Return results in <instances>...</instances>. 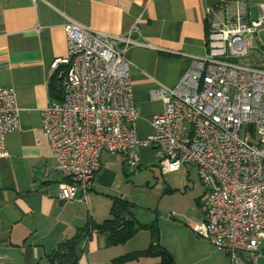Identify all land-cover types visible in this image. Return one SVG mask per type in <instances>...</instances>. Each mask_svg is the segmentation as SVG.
<instances>
[{
  "label": "built area",
  "instance_id": "1",
  "mask_svg": "<svg viewBox=\"0 0 264 264\" xmlns=\"http://www.w3.org/2000/svg\"><path fill=\"white\" fill-rule=\"evenodd\" d=\"M205 22V54L191 57L174 86L150 90L163 110L139 138L125 52L149 44L131 38L135 24L113 34L67 18V53L51 66L61 100L42 108L40 128L64 200L86 201L103 152L122 155L130 171L139 166V147L153 151L162 174L195 167L203 193L193 233L230 264H257L264 255V0L255 18L247 0L208 5ZM19 110L15 91L0 85V157L8 155L5 137L18 128Z\"/></svg>",
  "mask_w": 264,
  "mask_h": 264
},
{
  "label": "crops",
  "instance_id": "2",
  "mask_svg": "<svg viewBox=\"0 0 264 264\" xmlns=\"http://www.w3.org/2000/svg\"><path fill=\"white\" fill-rule=\"evenodd\" d=\"M220 1L223 0H0V85L15 91L20 109L18 128L5 137L8 155L0 157V264H49L47 257L79 232L82 236L74 247L75 264H115L122 255L154 243L148 229H138L118 244L109 242L107 231L92 230L110 218L114 199L132 203L120 189V177L127 176L120 154H101L100 167L85 202L59 197L58 182L62 178L55 170L40 118L50 100L52 63L67 53L63 30L66 19L113 34H125L135 24L131 38L149 44L131 45L125 52L131 64L133 101L140 113L136 134L144 138L152 132V116L163 110V102L152 99L150 90L159 85L174 86L191 57L205 54V8ZM138 156L136 171L156 165L149 147H139ZM163 191L170 194L174 189L166 185ZM133 207L130 211L140 224L156 223L158 244L174 264H230L224 251L191 230V225L201 218L185 223L182 230L170 231L167 237L162 226L168 223L175 229L182 222L163 217L158 226L156 218L150 215L145 219L149 214H137ZM159 261V256L147 255L122 264Z\"/></svg>",
  "mask_w": 264,
  "mask_h": 264
},
{
  "label": "rangeland",
  "instance_id": "3",
  "mask_svg": "<svg viewBox=\"0 0 264 264\" xmlns=\"http://www.w3.org/2000/svg\"><path fill=\"white\" fill-rule=\"evenodd\" d=\"M256 4L257 2L249 4L252 18L256 17ZM259 36L264 42L262 31L259 32ZM154 161L156 165L144 166L138 171L135 169V172L127 170V176L120 177V189L129 195V198L126 199H131L129 201L133 203V211L135 210L137 214L142 212L149 214L145 219L151 215L156 218L158 226L159 219H163L168 213L174 215V221L182 222L175 229L169 228L168 223H165L164 227L162 226L164 234L170 237V231L182 230L185 223L188 224V222L201 218L202 212L196 204V200L202 195L203 187L195 167L182 165L177 172L161 175L157 159L155 158ZM166 185L173 188L174 191L170 194L164 193L163 189ZM257 264H264V256L258 257Z\"/></svg>",
  "mask_w": 264,
  "mask_h": 264
},
{
  "label": "trees",
  "instance_id": "4",
  "mask_svg": "<svg viewBox=\"0 0 264 264\" xmlns=\"http://www.w3.org/2000/svg\"><path fill=\"white\" fill-rule=\"evenodd\" d=\"M48 97L50 100H61L60 80L57 76V70L50 76L48 82ZM132 206V203L125 200L114 199L110 208V218L92 228L101 232L107 231L109 242L112 244L125 242L132 237L138 229H148L151 231L152 241L154 243L150 244L144 250L122 255L117 258L114 263L122 264L127 260H136L142 256L156 255L160 258V261L156 264H174L170 254L158 244V229L156 223L153 222L149 225L140 224L130 211V207ZM79 233L71 239H68L67 242L59 245L52 254L47 257L49 264H75L76 255L74 247L82 236L81 232Z\"/></svg>",
  "mask_w": 264,
  "mask_h": 264
},
{
  "label": "bare ground",
  "instance_id": "5",
  "mask_svg": "<svg viewBox=\"0 0 264 264\" xmlns=\"http://www.w3.org/2000/svg\"><path fill=\"white\" fill-rule=\"evenodd\" d=\"M206 8H207V6H206ZM206 8H205V12H206ZM136 26V25H135Z\"/></svg>",
  "mask_w": 264,
  "mask_h": 264
}]
</instances>
